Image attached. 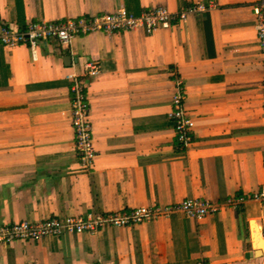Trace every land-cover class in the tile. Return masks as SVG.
Segmentation results:
<instances>
[{"label":"crops","instance_id":"crops-1","mask_svg":"<svg viewBox=\"0 0 264 264\" xmlns=\"http://www.w3.org/2000/svg\"><path fill=\"white\" fill-rule=\"evenodd\" d=\"M257 1L0 0V30L87 20L120 8L139 15L209 7L152 33L94 31L65 48L0 44V226L165 208L186 199L246 200L200 221L171 213L96 234L0 244V264H264V202L251 200L264 187ZM89 63L98 73L82 82L99 156L84 170L66 75H82ZM180 91L194 122L186 149L170 119Z\"/></svg>","mask_w":264,"mask_h":264},{"label":"built area","instance_id":"built-area-1","mask_svg":"<svg viewBox=\"0 0 264 264\" xmlns=\"http://www.w3.org/2000/svg\"><path fill=\"white\" fill-rule=\"evenodd\" d=\"M214 7V4H211ZM205 4L197 3L186 9L172 13L166 7L145 9L139 15H134L120 8L113 13L92 15L89 19H67L63 22L31 23L24 30H14L3 27L0 30V44L14 48L27 44L32 49L41 42H53L61 48L68 47L76 36L86 35L94 31H103L111 35L143 29L147 33L158 29L171 28L177 21L188 15L204 12L208 9ZM256 14V32L261 54L264 56V0H258L254 6ZM87 70L82 75L67 74L66 79L73 81L71 93L73 99L70 107V124L73 129L78 161L84 170H89L99 156L94 141V125L90 120L91 105L87 98L82 79L92 77L98 73L93 63L87 64ZM180 84L183 82L179 80ZM264 88V79H263ZM174 109L170 119L174 124L178 142L187 148L193 142L194 122L186 116V96L182 91L173 98ZM251 200L264 202V187L252 195ZM246 200L236 197L225 204H211L203 199H186L176 205L165 208L141 206L129 212H91L86 217L50 218L38 222H20L0 226V244L12 243L16 240L38 242L46 237H58L62 234H96L97 232L114 228H127L145 221L168 216L171 213H184L196 221L202 220L207 214L216 213L223 208H237ZM197 264H210L200 260Z\"/></svg>","mask_w":264,"mask_h":264},{"label":"rangeland","instance_id":"rangeland-1","mask_svg":"<svg viewBox=\"0 0 264 264\" xmlns=\"http://www.w3.org/2000/svg\"><path fill=\"white\" fill-rule=\"evenodd\" d=\"M86 89L88 90V86L86 87Z\"/></svg>","mask_w":264,"mask_h":264}]
</instances>
